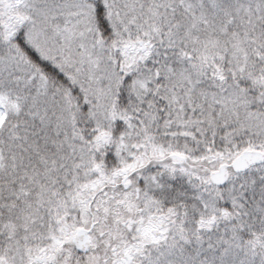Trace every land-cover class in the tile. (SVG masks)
<instances>
[{"label":"snow or ice","instance_id":"1","mask_svg":"<svg viewBox=\"0 0 264 264\" xmlns=\"http://www.w3.org/2000/svg\"><path fill=\"white\" fill-rule=\"evenodd\" d=\"M0 264H264V0H0Z\"/></svg>","mask_w":264,"mask_h":264}]
</instances>
